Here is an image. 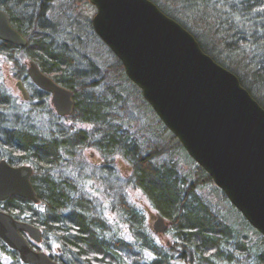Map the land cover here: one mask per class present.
<instances>
[{
    "label": "trees",
    "instance_id": "1",
    "mask_svg": "<svg viewBox=\"0 0 264 264\" xmlns=\"http://www.w3.org/2000/svg\"><path fill=\"white\" fill-rule=\"evenodd\" d=\"M150 1L188 29L203 51L237 75L264 108V0ZM53 2L58 0H0V10L27 41L25 46H17L0 40V55L13 65L17 80L29 82L41 102L50 94L29 80V60L69 89L75 104L66 118L88 126L41 130L23 125L19 119H15L17 125L11 120L8 126L2 112L10 107L11 96L0 87V160L5 159L12 167L31 166L30 180L38 201L35 204L27 198L9 196L0 202V210L38 227L41 241L51 238L57 243L59 255H50L59 264H264V236L234 206L241 216L239 223L227 219L200 194L212 184L209 174L196 163L191 175L179 173L174 157L178 151L193 160L172 133L165 138L162 121L158 120L162 129L156 135L147 124L129 130L135 118L129 112L128 97L138 99L137 106L151 107L111 50L114 65L106 64V70H100L97 63H91L82 71L70 51L54 42L53 22L47 17ZM86 148L102 156L101 167L108 175L113 171V158L121 156L126 161L130 168L126 184L139 189L166 220L169 245L153 239L144 214L128 203L121 188L115 192L109 211L125 222L130 240L122 238L110 225L103 203L100 208L83 190L81 183L86 180L82 170L73 176L65 173L69 165L77 168L80 162L75 160L76 153ZM250 230L260 235L251 245ZM29 244L34 250L40 248L31 241ZM0 251V264H23L18 253L1 239ZM7 257L9 261L4 263Z\"/></svg>",
    "mask_w": 264,
    "mask_h": 264
},
{
    "label": "water",
    "instance_id": "2",
    "mask_svg": "<svg viewBox=\"0 0 264 264\" xmlns=\"http://www.w3.org/2000/svg\"><path fill=\"white\" fill-rule=\"evenodd\" d=\"M96 7L91 24L98 38L120 60L125 75L142 92L168 131L185 152L209 174L247 223L264 236V108L239 78L206 54L190 31L150 0H89ZM0 40L27 44L0 10ZM29 79L50 94L60 117L71 115L73 93L27 62ZM15 85L24 100L28 92ZM28 164L11 166L0 160V202L9 196L38 202ZM155 218V219H154ZM153 232L167 223L154 216ZM31 241L40 229L0 210V239L15 250L23 264H59Z\"/></svg>",
    "mask_w": 264,
    "mask_h": 264
},
{
    "label": "rangeland",
    "instance_id": "3",
    "mask_svg": "<svg viewBox=\"0 0 264 264\" xmlns=\"http://www.w3.org/2000/svg\"><path fill=\"white\" fill-rule=\"evenodd\" d=\"M95 12L96 7H94L89 0H76L69 3L58 0V2H53L51 4L47 14V17L52 20L55 30L52 39L58 44V46L64 45V47L70 51V55L73 56L74 61H76V64L82 71L87 69L91 63H97L100 66V70H106V68H104L106 64L114 65L115 62L110 55V49H108L106 44L98 38L91 26L92 16ZM180 19L185 20L182 16ZM23 61H25V58H23ZM89 79L93 81V78L90 77ZM17 81L13 65L9 61L7 62L4 56L0 55V87L6 95L11 96L10 107L3 111V117L1 116L2 119L4 118L7 122L8 126H11V120L17 125V119L22 121L23 125H29L41 130L57 126L68 127L74 125V127L79 128H85L88 126L87 124L84 125L80 123L73 124L71 119L66 118L70 115L59 117L55 112H52L54 110L52 105H50V96L46 97L47 100L45 99L41 102L40 99L37 98V94L33 95L34 90L33 87L29 85V82L21 80L28 95H30L28 100H24L15 85V82ZM131 90L132 89L129 87L128 92ZM136 91L137 90L134 91V94H136ZM128 99L131 102L128 104L130 106L129 112L131 113V117L135 118L129 123V130L131 132L136 131L142 124H147L153 129V135H156L157 132L160 133L158 130L160 128L162 129V127L159 126V119H157L158 117L155 118L152 112L149 111L150 108L147 109L140 105V107L137 106L140 101L138 99L136 101L132 96L128 97ZM139 114L140 118L138 119ZM163 129L165 132V138L166 136L171 135L172 132L168 131L165 126ZM168 141H170V139L167 140V143ZM174 157L179 163V173L183 175H191V169L194 168V165L195 163L197 164V162L191 161L181 150L178 151V154ZM75 160L80 162L77 165V168L69 165V167L73 169V173H71L70 168L64 169L65 173L70 172L73 176L78 170H82L81 173H84V178L86 180L85 184L81 183V185H83V190L85 189L88 194L90 193L92 198L96 199V203L98 202L100 204V208L104 206V212L107 213V219H110V225L122 235V238L130 240L125 222L117 213L113 211L111 213L109 211L110 204L115 201V192L121 188L127 197L128 203L131 205L133 204L142 212V214H144L147 228L152 234L153 239L160 245H169L171 238L170 233L167 232L168 228L161 234L154 233L153 228H151L154 222L153 218L158 212L150 206L147 197L141 193L139 189L126 184V180L130 177V168L121 156L113 158L111 163L113 171L111 175L105 173L106 171L101 167L103 165L102 156L92 148H86L85 150L79 151L78 154L76 153ZM216 187L217 185L212 182V184H209L199 192L213 205L214 208L219 209L220 213L224 214L227 219L239 223L241 216L234 211L232 203H230L229 200L226 201L224 199L225 194L219 189V187H217L219 190H217ZM249 234L251 240L250 245L259 241V234L255 233L253 230H250ZM38 244L40 247L39 249H42V251L47 254L59 255V246L51 238L47 242L42 240ZM7 261H9L8 257L4 260V263Z\"/></svg>",
    "mask_w": 264,
    "mask_h": 264
},
{
    "label": "flooded vegetation",
    "instance_id": "4",
    "mask_svg": "<svg viewBox=\"0 0 264 264\" xmlns=\"http://www.w3.org/2000/svg\"><path fill=\"white\" fill-rule=\"evenodd\" d=\"M155 219V218H154ZM26 237H28V236H26Z\"/></svg>",
    "mask_w": 264,
    "mask_h": 264
}]
</instances>
